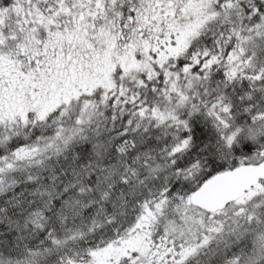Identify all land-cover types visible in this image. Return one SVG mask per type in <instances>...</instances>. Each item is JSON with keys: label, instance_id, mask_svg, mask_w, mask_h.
<instances>
[{"label": "snow or ice", "instance_id": "snow-or-ice-1", "mask_svg": "<svg viewBox=\"0 0 264 264\" xmlns=\"http://www.w3.org/2000/svg\"><path fill=\"white\" fill-rule=\"evenodd\" d=\"M0 264H264V0H0Z\"/></svg>", "mask_w": 264, "mask_h": 264}]
</instances>
